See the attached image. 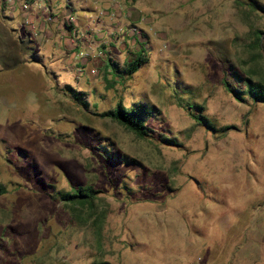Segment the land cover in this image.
Masks as SVG:
<instances>
[{
    "label": "rangeland",
    "instance_id": "1",
    "mask_svg": "<svg viewBox=\"0 0 264 264\" xmlns=\"http://www.w3.org/2000/svg\"><path fill=\"white\" fill-rule=\"evenodd\" d=\"M125 5L142 27L140 41L119 45L118 59L106 49L82 71L80 57L65 58L64 47L17 30L40 58L43 85L35 95L26 77L21 96L0 93V264H100L115 260L114 249L119 264H181L173 242L182 241L179 218L202 234L211 227L214 238L203 237L208 249L238 245L242 232L245 246L261 242L264 102L250 94L238 101L223 78L241 90L250 79L264 84V35L262 47L254 45V30H264V0ZM142 48L148 62L129 77L126 63ZM108 58L116 73L105 67ZM67 85L84 91L88 105ZM120 99L129 108L146 106L150 137L99 115ZM188 104L204 106L217 130L199 124ZM86 184L101 190L92 211L60 199L61 191Z\"/></svg>",
    "mask_w": 264,
    "mask_h": 264
},
{
    "label": "crops",
    "instance_id": "2",
    "mask_svg": "<svg viewBox=\"0 0 264 264\" xmlns=\"http://www.w3.org/2000/svg\"><path fill=\"white\" fill-rule=\"evenodd\" d=\"M81 5L77 7V16L81 28L84 30L89 26L95 27L93 25L94 22L90 18L91 12L89 10L91 6L82 7ZM145 22H147L146 18ZM134 23L142 29L139 23L135 21ZM123 24L127 27L130 25V21L125 19ZM114 25H116L114 22L106 19L103 25L99 23L98 27H96L100 29V31L97 33L95 38H97L99 41L101 37L105 35V38L103 39L108 40V43L104 44L105 55L103 58H105L107 54L105 51L106 49H110L109 57H120L118 54L115 56V49L118 48L119 45L122 46L125 43L127 45V42L129 43V47H131V43L133 42L134 37L126 39L125 43H120V40L118 41L116 39L117 36L116 38H109L107 30H110ZM19 27H23L21 13H18L14 16L8 14L2 0H0V93L4 94V92H8L21 96V80L26 79L27 77L29 81L26 88H28L29 91H34L35 95H37L39 92L41 93L43 85L42 66H37V64H39L38 62L40 61V58L31 56L32 54L29 52V45L26 44L24 38L21 36V33L17 31ZM104 41L105 40H103V42ZM53 45L59 49L65 47L60 41H56ZM91 45L93 48H96V42H91ZM64 56L65 58L68 56L73 57V55L68 54ZM100 60L101 59L98 58H92L85 64V67L87 68L90 64L93 65ZM106 66L107 64L105 62V67ZM174 222L176 221L174 220ZM185 222H187V220H182L181 218H179V222H176L177 226H180L177 236L182 241L180 243L173 241L175 244L174 247L176 248L175 251H178L177 256L179 255L180 259L183 258L180 260L181 264H184V262L188 264V260L195 261L198 260V258L201 259V264H264V234L258 230H256L257 232L255 233H257L256 235H261V242L260 244H257V247L255 248H251L242 244V241L245 240V232H242L244 237L241 241H238V245L232 247V243L228 242L227 246H224L222 243L218 247L215 245L214 247L208 249V243L203 240V237L207 236L209 238H214L215 233L211 230V227L206 234H202L201 231H199L200 228L198 225L193 224L192 228L189 229L188 224H184ZM167 226L169 225L167 224ZM247 236H249V234ZM227 237L229 240L232 239V237L228 235ZM238 237H241L240 234L237 236V238ZM188 240H190L189 243ZM114 250L117 251L114 255L115 260H108L107 262H110L111 264H119L117 262L119 257L121 258L122 254L118 253L119 249ZM186 250H192L193 253L185 258L183 254ZM249 250H252L253 253H249ZM194 257L196 258L194 259ZM226 257L227 259L224 261ZM137 258L139 259V257ZM220 258H222L223 261L219 262ZM138 262L139 261H137L136 264H138Z\"/></svg>",
    "mask_w": 264,
    "mask_h": 264
},
{
    "label": "built area",
    "instance_id": "3",
    "mask_svg": "<svg viewBox=\"0 0 264 264\" xmlns=\"http://www.w3.org/2000/svg\"><path fill=\"white\" fill-rule=\"evenodd\" d=\"M82 1L91 6L90 18L95 24L103 25L106 19L116 24L107 30L109 38L117 36L120 43H125L126 39L134 37L132 45L140 41L142 29L134 23L132 11L126 8V0H2L8 14L14 16L21 13L22 26L34 40L42 45L60 41L73 55L72 58L80 57L81 71L90 59L104 57V44L108 43L103 39L105 35L99 41L95 38L100 29L92 26L84 30L81 28L77 4ZM125 19L130 21L127 27L123 24ZM141 21L147 23L144 17ZM148 31L152 32L154 28L150 27ZM91 42H96V48L92 47ZM201 263V259H198L188 264Z\"/></svg>",
    "mask_w": 264,
    "mask_h": 264
},
{
    "label": "trees",
    "instance_id": "4",
    "mask_svg": "<svg viewBox=\"0 0 264 264\" xmlns=\"http://www.w3.org/2000/svg\"><path fill=\"white\" fill-rule=\"evenodd\" d=\"M252 9H258L256 2L250 4ZM256 47H262V35H264V30L256 29L254 30ZM106 64L108 68L116 73L118 71V65L112 58H108ZM148 62V58L145 55V49H140L136 55L131 58L123 70V73L129 77L133 76L139 69ZM116 77V76H115ZM239 77V76H238ZM250 79V78H249ZM240 76V82H242ZM223 85L238 101H246L245 95L250 94L255 101L264 102V84L254 83L251 79L248 83V88L245 90L238 89L233 87L230 81L225 76L223 78ZM67 91L70 93L71 97L79 102L80 104L87 106L88 102L84 100L85 92L75 89L71 85L66 86ZM191 110V115L199 123L204 125L207 128L217 130V127L213 124L210 118L204 114L205 107L199 104L186 106ZM197 111V112H195ZM147 110L144 104L138 105L136 108H129L125 106L124 102L120 99L116 105L108 110L99 112V115L105 118H109L113 121L118 122L123 125L126 129L133 132L137 137L141 139H146L151 136L152 128L148 125L147 118L151 116V113ZM225 129H230V126H227ZM163 142L170 143L173 145H181L176 139L163 137ZM0 185V194L5 193L6 189ZM101 193L100 189L95 188L91 184L79 185L74 188L72 191H61L60 199L66 203L77 206V207H87L92 211L96 206V201L99 199ZM100 264H111L110 262H101Z\"/></svg>",
    "mask_w": 264,
    "mask_h": 264
}]
</instances>
